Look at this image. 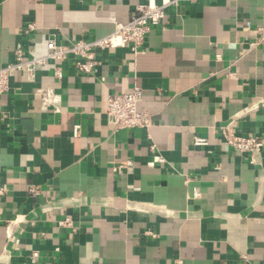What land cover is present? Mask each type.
<instances>
[{"label":"crops","instance_id":"crops-1","mask_svg":"<svg viewBox=\"0 0 264 264\" xmlns=\"http://www.w3.org/2000/svg\"><path fill=\"white\" fill-rule=\"evenodd\" d=\"M146 2L0 0V68L51 37H104ZM263 26L264 0H196L165 10L147 52L98 51L92 75L71 57L60 80L51 64L32 83L15 73L0 96V264H264V49L249 47ZM52 85L59 113L35 93ZM134 85L151 126L115 131L107 97ZM230 123L257 137L253 157L222 142Z\"/></svg>","mask_w":264,"mask_h":264},{"label":"built area","instance_id":"built-area-1","mask_svg":"<svg viewBox=\"0 0 264 264\" xmlns=\"http://www.w3.org/2000/svg\"><path fill=\"white\" fill-rule=\"evenodd\" d=\"M196 0H147L146 4L137 5L127 23L113 22V31L108 35L92 40H78L71 43H60L55 37L46 41L47 53L43 57L28 55L21 49L14 51V59L11 63L0 68V96L5 94L9 88V80L15 73H20L26 81L34 82L36 71L45 65L51 64L53 77L56 80L62 78L61 64L70 57L74 59L75 69L84 75H92L94 70L100 65L96 58L98 51H110L118 48L129 47L134 55L147 52L145 40L152 26L159 27L164 18V12L169 6L182 4H193ZM30 30L34 29L33 24H29ZM253 42L249 44L250 49L261 47L264 49V26L255 31ZM40 97L43 108L50 109L53 113L61 111V98L55 91L54 86L42 87L35 90ZM142 100V90L134 85L128 93L109 95L106 100L105 115L115 131L147 129L151 126L152 115L144 109L139 108ZM264 106V101L260 102ZM231 123L227 126L219 127L222 142L232 147L239 153L250 154L253 157L259 152L260 144L257 137L235 135L230 129ZM80 126L73 128V137L79 135ZM194 146L204 147L207 145L205 139L195 137ZM154 153L151 165H163L165 159L155 153V148L150 147ZM253 161V159H252ZM130 163L120 165L115 171H120ZM28 192L32 195H40L36 187H31ZM7 193L5 187L0 186V199ZM200 193L195 190L193 197H199ZM16 221L12 222L15 223ZM11 224V223H10ZM60 226L75 231L76 228L69 217L62 220ZM10 226L7 227L9 229ZM9 231V230H8ZM9 236V233H7ZM37 256V253H33Z\"/></svg>","mask_w":264,"mask_h":264}]
</instances>
